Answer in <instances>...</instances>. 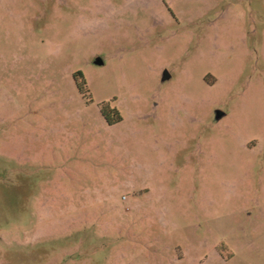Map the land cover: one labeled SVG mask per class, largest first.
Returning <instances> with one entry per match:
<instances>
[{"label": "rangeland", "instance_id": "374dc122", "mask_svg": "<svg viewBox=\"0 0 264 264\" xmlns=\"http://www.w3.org/2000/svg\"><path fill=\"white\" fill-rule=\"evenodd\" d=\"M0 264H264V0H0Z\"/></svg>", "mask_w": 264, "mask_h": 264}, {"label": "trees", "instance_id": "16d2710c", "mask_svg": "<svg viewBox=\"0 0 264 264\" xmlns=\"http://www.w3.org/2000/svg\"><path fill=\"white\" fill-rule=\"evenodd\" d=\"M76 79V78H75ZM81 80V77H78L76 80ZM84 84H77V87L79 90H83ZM102 116L107 122L109 126H113L114 124L118 123L120 121V117L117 115V113L114 110L109 109L108 105H103L102 110H101ZM111 115H114L116 119L112 120L113 118Z\"/></svg>", "mask_w": 264, "mask_h": 264}, {"label": "water", "instance_id": "95a60500", "mask_svg": "<svg viewBox=\"0 0 264 264\" xmlns=\"http://www.w3.org/2000/svg\"><path fill=\"white\" fill-rule=\"evenodd\" d=\"M95 64H96V65H101V61L97 59V60L95 61ZM166 79H168V76H166V74L164 73V74H163V77H162V81H165ZM223 117H224V114H222V113H220V112H216V114H215V120H216V121L221 120Z\"/></svg>", "mask_w": 264, "mask_h": 264}]
</instances>
